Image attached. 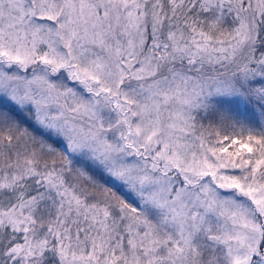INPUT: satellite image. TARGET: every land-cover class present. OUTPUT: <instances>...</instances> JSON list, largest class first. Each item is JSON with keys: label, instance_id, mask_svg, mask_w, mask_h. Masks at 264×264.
I'll use <instances>...</instances> for the list:
<instances>
[{"label": "snow or ice", "instance_id": "1", "mask_svg": "<svg viewBox=\"0 0 264 264\" xmlns=\"http://www.w3.org/2000/svg\"><path fill=\"white\" fill-rule=\"evenodd\" d=\"M0 264H264V0H0Z\"/></svg>", "mask_w": 264, "mask_h": 264}]
</instances>
